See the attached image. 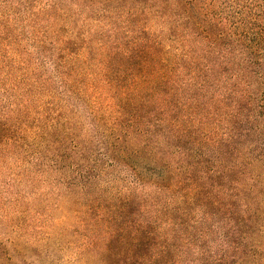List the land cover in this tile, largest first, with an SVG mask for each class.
Listing matches in <instances>:
<instances>
[{
  "label": "trees",
  "instance_id": "16d2710c",
  "mask_svg": "<svg viewBox=\"0 0 264 264\" xmlns=\"http://www.w3.org/2000/svg\"><path fill=\"white\" fill-rule=\"evenodd\" d=\"M0 264H264V0H0Z\"/></svg>",
  "mask_w": 264,
  "mask_h": 264
}]
</instances>
